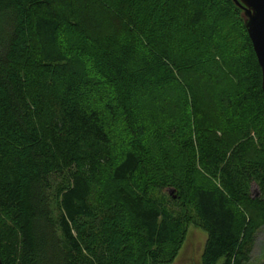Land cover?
Instances as JSON below:
<instances>
[{
    "label": "trees",
    "instance_id": "trees-1",
    "mask_svg": "<svg viewBox=\"0 0 264 264\" xmlns=\"http://www.w3.org/2000/svg\"><path fill=\"white\" fill-rule=\"evenodd\" d=\"M188 1L0 0L2 264H172L190 224L208 236L200 264L250 263L264 148L257 155L244 130L229 153L223 107L248 109L264 136L262 71L232 0H197L201 15L186 24ZM104 2L119 26H99L89 7ZM172 91L190 98L197 158L215 185L151 167L140 99ZM96 93L112 100L104 111ZM115 117L132 132L118 159ZM105 176L112 191L95 200Z\"/></svg>",
    "mask_w": 264,
    "mask_h": 264
},
{
    "label": "rangeland",
    "instance_id": "rangeland-1",
    "mask_svg": "<svg viewBox=\"0 0 264 264\" xmlns=\"http://www.w3.org/2000/svg\"><path fill=\"white\" fill-rule=\"evenodd\" d=\"M174 1L180 8V0ZM194 2L196 3L197 0L183 3L182 8H184V11H179L185 12L182 21L186 22V24L193 22L201 15V10L196 9ZM89 8L92 14L99 18V26L101 25L103 28H109L114 25L119 26L116 24L118 15L111 10L107 3L98 4L96 7L90 6ZM221 15L218 18H221ZM193 17L195 18L193 19ZM113 18L114 20H112ZM221 66L223 67V65ZM223 86L226 87V84ZM169 94L166 98L167 101L162 95H148L141 98L139 103V107L142 109L140 116L143 119L140 123L143 125V148L145 152H148L146 154L150 158L151 167L154 172L162 174L169 179H181L185 176V173L193 169L199 185L209 187L215 185V181L209 180L202 171L197 158L198 138L196 133H194L190 98L186 94L183 95L181 91H172ZM91 102L104 111L102 105L112 102V100L105 97L103 93H96V95L92 96ZM228 108L226 110V107H223L226 115L222 127L226 130V134H229L228 137L226 136L225 149L232 153L235 145L242 140L241 132L247 130L250 135L249 139H252L254 151L257 155L261 153L264 148V136H261L260 134L262 133L258 131L255 116L248 109L237 112L235 108L232 109L230 106ZM217 119L219 122H223L220 117H217ZM112 123L113 127L109 132L113 140L114 154L116 159H118L128 149L129 141L132 139V132L122 117H115ZM231 139H234V141L231 142ZM112 184L109 176H105L103 180L96 182L93 186L94 199L101 200L106 196L107 193L112 191L110 187ZM133 185L138 187L135 183ZM256 193H258V190L254 188L253 194ZM248 217L245 222L237 225V229L242 236L245 234L249 224ZM207 238V234L202 229L190 224L182 249L172 264H200ZM140 261L142 262V260ZM140 261L139 264L141 263ZM249 264H264V229L259 230L256 234L255 247Z\"/></svg>",
    "mask_w": 264,
    "mask_h": 264
},
{
    "label": "water",
    "instance_id": "water-1",
    "mask_svg": "<svg viewBox=\"0 0 264 264\" xmlns=\"http://www.w3.org/2000/svg\"><path fill=\"white\" fill-rule=\"evenodd\" d=\"M232 1L243 12L246 29L262 71L264 90V0H241V3H237V0Z\"/></svg>",
    "mask_w": 264,
    "mask_h": 264
},
{
    "label": "snow or ice",
    "instance_id": "snow-or-ice-1",
    "mask_svg": "<svg viewBox=\"0 0 264 264\" xmlns=\"http://www.w3.org/2000/svg\"><path fill=\"white\" fill-rule=\"evenodd\" d=\"M237 3H241V0H237Z\"/></svg>",
    "mask_w": 264,
    "mask_h": 264
}]
</instances>
